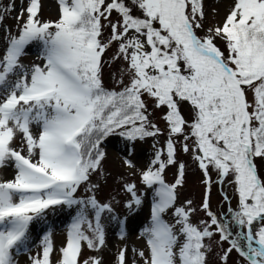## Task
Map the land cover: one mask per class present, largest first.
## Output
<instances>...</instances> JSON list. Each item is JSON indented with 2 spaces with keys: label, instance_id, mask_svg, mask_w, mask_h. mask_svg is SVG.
<instances>
[{
  "label": "snow or ice",
  "instance_id": "snow-or-ice-1",
  "mask_svg": "<svg viewBox=\"0 0 264 264\" xmlns=\"http://www.w3.org/2000/svg\"><path fill=\"white\" fill-rule=\"evenodd\" d=\"M205 4L56 0V18L45 19L42 0L19 7L0 0V168L14 170L0 178V264H19L30 250V225L60 205L76 208L62 244L49 230L28 264H104L85 249L105 245L103 214L117 219L96 195L111 137L124 141L129 175L153 193L140 229L144 247L131 256L121 248L115 264H212L213 255L214 264H228L234 251V264H264V0H231L221 19L213 10L212 23ZM17 7L13 31L4 20ZM34 43L42 63L26 65ZM157 112L164 129L153 120ZM147 138L152 158L139 168L136 142ZM181 152L202 174L198 206L177 203L187 172ZM169 168L176 169L172 182ZM213 173L236 200L233 207L225 192L227 210L219 214L210 202ZM121 189L131 215L143 203L137 185L124 181ZM126 220H119L122 239Z\"/></svg>",
  "mask_w": 264,
  "mask_h": 264
},
{
  "label": "rangeland",
  "instance_id": "rangeland-1",
  "mask_svg": "<svg viewBox=\"0 0 264 264\" xmlns=\"http://www.w3.org/2000/svg\"><path fill=\"white\" fill-rule=\"evenodd\" d=\"M10 0H3L4 4H8ZM26 3V0H25ZM43 9L41 15L45 19H55L57 16V5L56 0H42ZM16 4L19 7L20 0H16ZM231 4V0H206V8L208 10V22L212 23L213 20V10L215 11V20L221 19L226 13L227 9ZM18 7L17 11L11 12L9 16L4 20V24L9 25L15 31V27L17 24L16 19H14L18 15ZM22 23V21H21ZM107 31L105 35H107ZM219 43V42H218ZM223 47V45H220ZM115 50V46L108 51L105 56L107 60ZM22 62L26 65H31L32 63H42V59L40 57V45L38 43H34L30 45L26 50V54L22 57ZM113 71L115 68L113 67ZM104 83L106 86L111 87L113 84V80L110 77V70L106 66L103 74ZM186 105V104H185ZM151 110V109H150ZM160 113L157 112L153 117L154 122H156L161 129L165 128V123L162 120H159ZM188 115V114H187ZM161 142L160 147H163V141L165 140V136L162 135L158 137ZM154 140L152 138H147L143 142H136V156L135 162L137 167L143 168L146 166V162L152 158L153 154V145ZM116 146L121 150L114 154V147ZM104 149L107 152V157L103 162L104 169V178H100V190L96 193L99 200L102 202H110L113 207V212L111 215L117 217V219L113 220L109 218L108 213L103 214L102 222L105 225V245L97 252L85 249L86 255H97L103 258L104 264H115V256L119 252V250L125 246L129 249V256L132 255L131 249L133 247L143 248L144 240L140 237V229L144 225V223L150 217V204L152 200V189L143 185L140 182L139 176H131L129 175L128 169H126L122 165V160L124 158V141L119 137H111L106 143L103 145ZM111 157L109 154H111ZM178 158L183 160L187 164V172L186 178L183 188L180 189V196L177 203H182L186 199H193L195 205H199L201 203V199L203 197L202 191H204V185L201 182V173L200 170L196 167V165L192 162L190 155H186L184 153H180ZM176 172L175 168L167 169L165 173V178L168 182H172L174 179V173ZM14 175V170L11 167H3L0 168V178L10 179ZM213 185L211 188V196L210 202L211 207L214 212L217 214L224 212L227 210V204L223 201V195L226 192L230 198H232V206L235 207L236 200L233 198V188L227 182L223 184V186H218L216 183V175L213 173ZM98 177L93 176L92 181L97 182ZM124 181H135L137 185V194L140 195L143 203L142 206L136 207L133 206V214L129 215L128 209L124 207V202L129 199V195L126 194L121 189V184ZM223 187V191L221 190ZM85 188L81 187L78 190L77 196H84ZM147 200H149L147 202ZM76 208L75 206L69 208L67 206H61L59 208L54 209V207H50L44 213V219L39 221V230L40 233H46L51 230L52 239L57 247H59L65 236L66 228L68 224L71 222L72 216L75 214ZM143 214V219L140 221L137 219L138 214ZM170 215V214H169ZM200 217L204 216L203 212H199ZM127 217V220L124 225V236L123 239L120 236L121 227L119 224V220ZM193 219H196L194 217ZM38 227L34 228L35 231ZM236 229H233L235 232ZM41 239V237H39ZM218 239V237H216ZM227 243H224V247L227 248ZM39 245L36 240L34 241V249L29 250V252H22L17 260L19 264H28V255L35 254L39 250ZM56 257L54 256L53 259ZM238 259L237 253L234 251L229 259L228 264H234V261ZM210 261L212 264L215 262V255L210 257Z\"/></svg>",
  "mask_w": 264,
  "mask_h": 264
},
{
  "label": "bare ground",
  "instance_id": "bare-ground-1",
  "mask_svg": "<svg viewBox=\"0 0 264 264\" xmlns=\"http://www.w3.org/2000/svg\"><path fill=\"white\" fill-rule=\"evenodd\" d=\"M114 154H116L117 152H120L121 150L116 146V148L114 147ZM111 155H112V153L111 154H109V156L111 157ZM147 163L148 162H146V165H147ZM149 200H147V202H148ZM137 219L140 221L141 219H143V214L142 213H140V214H138V216H137ZM30 245H31V240H30ZM33 246V245H32Z\"/></svg>",
  "mask_w": 264,
  "mask_h": 264
}]
</instances>
